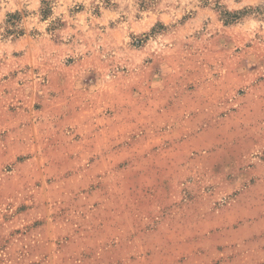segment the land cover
Masks as SVG:
<instances>
[{
  "label": "rangeland",
  "instance_id": "374dc122",
  "mask_svg": "<svg viewBox=\"0 0 264 264\" xmlns=\"http://www.w3.org/2000/svg\"><path fill=\"white\" fill-rule=\"evenodd\" d=\"M0 264H264V0H0Z\"/></svg>",
  "mask_w": 264,
  "mask_h": 264
},
{
  "label": "trees",
  "instance_id": "16d2710c",
  "mask_svg": "<svg viewBox=\"0 0 264 264\" xmlns=\"http://www.w3.org/2000/svg\"><path fill=\"white\" fill-rule=\"evenodd\" d=\"M16 15H12L11 18H15Z\"/></svg>",
  "mask_w": 264,
  "mask_h": 264
}]
</instances>
